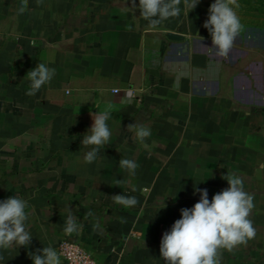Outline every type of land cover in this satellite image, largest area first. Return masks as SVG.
Segmentation results:
<instances>
[{
	"label": "crops",
	"instance_id": "crops-1",
	"mask_svg": "<svg viewBox=\"0 0 264 264\" xmlns=\"http://www.w3.org/2000/svg\"><path fill=\"white\" fill-rule=\"evenodd\" d=\"M213 2L200 0L189 13L181 4L180 16L151 29L139 0L135 9L132 0H0V201H28L33 235L28 247L0 250V264H33L30 252L57 250L62 239L80 243L99 264H165L162 236L200 198L194 188L207 189L210 199L221 191V156L195 149L225 143L216 131L208 141L199 133L207 106L222 127L224 81L225 95L245 109L251 161L264 159V18L241 20L245 31L224 59L203 26ZM237 3L239 17L248 8L264 15V0ZM21 5L26 10L18 14ZM40 62L56 74L28 96L25 74ZM255 78L262 80L256 89ZM108 103L111 144L86 164L81 158L91 146L82 147L83 135ZM130 123L151 129L144 144L131 139ZM122 158L137 162L134 176L120 168ZM228 173L238 174L234 166ZM254 176L246 172V185L252 177L264 188V174ZM117 179L122 183L112 186ZM118 194L139 203L114 205ZM68 204L83 224L71 237L63 232ZM251 256L245 264L259 253Z\"/></svg>",
	"mask_w": 264,
	"mask_h": 264
},
{
	"label": "clouds",
	"instance_id": "clouds-1",
	"mask_svg": "<svg viewBox=\"0 0 264 264\" xmlns=\"http://www.w3.org/2000/svg\"><path fill=\"white\" fill-rule=\"evenodd\" d=\"M42 0H37L41 3ZM200 0H139L138 8L151 29L158 28L164 21L181 14V4L192 11ZM137 7L132 0V8ZM237 0H214L208 9V18L204 23L211 36L216 55L227 59L237 38L245 31L236 8ZM25 7L18 8V14L25 12ZM212 47V48H213ZM56 74L54 68L40 62L29 70L24 78L29 81L28 96H35L39 90L49 84ZM113 118L112 104L108 103L103 111H97L93 123L83 135L82 147L91 146L81 158L86 164H92L101 158V151L111 144L112 130L108 121ZM127 130L132 133L131 139L144 144L151 136V129L143 123H130ZM147 147V145H144ZM81 157V156H80ZM120 168L130 175H135L139 167L136 161L122 158ZM228 187L214 194L211 201L207 189L194 188L200 198L192 208H182L181 218L177 219L170 231H166L160 242V257L165 264H222V252H233L240 246H247L257 235L253 221L250 219L255 208L254 196L245 190L244 178L236 173H227L222 177ZM122 183L117 179L114 185ZM114 205L133 208L139 201L135 196L123 194L111 196ZM30 205L27 200L12 196L0 201V250L13 247H28L33 235L30 228ZM165 207V205H164ZM63 232L71 237L79 233L83 224L73 214L70 204L65 205ZM88 217L93 213L89 212ZM121 222L123 218H121ZM95 228V225H94ZM33 264H62L60 253L51 246L29 253ZM2 258V257H0Z\"/></svg>",
	"mask_w": 264,
	"mask_h": 264
},
{
	"label": "rangeland",
	"instance_id": "rangeland-1",
	"mask_svg": "<svg viewBox=\"0 0 264 264\" xmlns=\"http://www.w3.org/2000/svg\"><path fill=\"white\" fill-rule=\"evenodd\" d=\"M246 13L249 15H245ZM262 17L264 18V15L263 13H261V11L251 12V10H249L248 8V11L244 12L243 15H240V20L249 18L252 20L254 19L255 21H259ZM253 74H257L258 76V73L253 72ZM255 82L259 84L262 82V80L260 78L254 79V81L252 82V86L256 89V86H254ZM228 84L229 81H224V85L226 86V90H224L225 94L229 87ZM225 94L221 98V129H219V127L217 126H214V121L210 120L209 117H212V113L210 111L208 112L209 106H207L205 113L204 128L201 127L199 129L200 135L203 134L207 141L210 136H212L213 133L216 131L217 134H221L222 137H225V143L223 142V145L220 149H214L213 144L206 143L204 144L205 147L201 145L202 148L204 147L203 149L200 147L195 150L201 153L204 152L205 154L214 152L218 153L221 156L218 162V167L221 168L223 173H225L222 174L223 176L226 175L229 170L233 169L234 166L238 174L242 176L244 180H247L246 172H255L256 176L254 177L255 180H257V177H259L258 175L264 174V170L261 171L260 169L262 168H260L259 166V164H261L262 162L264 165V159L262 158V154H260L256 156L258 158L256 161H251V156L253 154L252 150L251 148H247L244 143L245 136L247 134V130L245 128V109H241V102L235 99L234 96ZM213 104V102L210 103L211 111L213 108ZM256 114L258 115V118L255 119L261 121V112H256ZM250 131H252V128H250ZM195 135H198V133H196ZM248 179H250L251 181L248 185H246L244 181V187H248L245 190L254 196L255 208L251 213L250 219L253 221V224L257 229V235L254 240L249 241L247 246H240L233 252L223 251L222 264H245L247 258L252 257L251 254L253 251L255 253H259V256L256 259L253 258L255 264H264V188L259 184V182L258 184L253 183L252 177H249ZM227 187V182L223 180L221 190ZM208 198L211 201L209 193ZM198 200H191V202L195 204L196 202H198ZM231 254L234 255L231 256ZM229 258L232 259L230 260Z\"/></svg>",
	"mask_w": 264,
	"mask_h": 264
},
{
	"label": "built area",
	"instance_id": "built-area-1",
	"mask_svg": "<svg viewBox=\"0 0 264 264\" xmlns=\"http://www.w3.org/2000/svg\"><path fill=\"white\" fill-rule=\"evenodd\" d=\"M117 92V90H114ZM62 264H99L92 255L78 242L62 239L57 245Z\"/></svg>",
	"mask_w": 264,
	"mask_h": 264
},
{
	"label": "water",
	"instance_id": "water-1",
	"mask_svg": "<svg viewBox=\"0 0 264 264\" xmlns=\"http://www.w3.org/2000/svg\"><path fill=\"white\" fill-rule=\"evenodd\" d=\"M167 36L174 38V39H180L181 38V35H178L176 33H168Z\"/></svg>",
	"mask_w": 264,
	"mask_h": 264
}]
</instances>
